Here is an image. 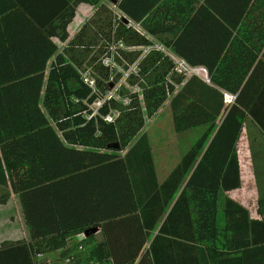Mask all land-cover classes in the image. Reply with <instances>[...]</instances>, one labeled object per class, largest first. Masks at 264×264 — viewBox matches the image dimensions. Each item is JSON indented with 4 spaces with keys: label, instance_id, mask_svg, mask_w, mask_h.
Instances as JSON below:
<instances>
[{
    "label": "trees",
    "instance_id": "1",
    "mask_svg": "<svg viewBox=\"0 0 264 264\" xmlns=\"http://www.w3.org/2000/svg\"><path fill=\"white\" fill-rule=\"evenodd\" d=\"M51 1L47 14L34 15L29 11L32 14L29 15L23 8L25 3H20L23 6L15 14L25 23L22 26L35 28L45 40L56 38L66 43L58 54V46L51 44L42 72L37 73L43 84L44 65L56 54L42 101L47 118L38 107V86L35 98H26L22 104L34 110L25 112L26 121L50 120L56 123L67 143L117 153L126 150L145 127L146 120L152 119L169 101L177 133L200 131L193 146L161 184L154 173H148L141 183L133 182L126 158L83 151L86 167L102 172L113 170L104 182L94 185V199L89 204L92 212L83 214L88 224L83 222L81 227L60 229L51 235H38L29 226L33 238L38 239L35 247V243H4L0 247V264H39L38 255L62 249L68 237L91 228L101 227L109 242L110 236L119 234L128 221L139 223L146 244L154 235L153 240L140 259L111 257L113 264H264V196L257 202L259 218L251 219L250 212L227 195L242 185L237 146L245 121L249 118L264 133V0H239L217 6L207 3V8H199L190 19L184 20L182 33L172 44L161 41L157 30L142 21L158 1L147 0L144 11L138 14L129 8V0H106L190 66L205 68L210 81L205 83L195 76L187 79L174 73V63L153 51L137 64V73L129 76V82L138 86L141 94H124L128 105L106 100L98 115L89 120L83 118V113L92 112L83 103L74 105L70 100L71 97L83 100L90 93L82 82V73L87 68L91 71L102 96L111 85V70L103 64V58L110 56L115 46V61L119 65L126 63L128 69L139 60L141 52L123 51L117 44L138 48L150 42L124 24L114 10L101 4L102 0ZM80 4L97 9L78 34L69 39L68 28ZM204 28L210 36L203 40L200 32ZM115 79L114 84L119 76ZM224 93L236 96L232 105L225 104ZM90 99L93 102L95 98ZM111 111L118 112V117L107 123L104 117ZM31 132V129L16 134L0 131L5 169L14 192L20 195L25 214L28 206L25 191L30 187L25 182V162H10L7 154L10 140L23 143L18 144L23 147ZM111 144H117L118 149H109ZM134 151L130 149L126 156ZM115 192L122 195L123 201L127 199V204L111 205L109 194ZM8 197L9 194L1 196L0 204ZM92 237L87 236L84 245ZM141 244L138 253L142 252ZM72 258L76 260L75 256ZM83 259L96 264L109 260L89 257L87 253Z\"/></svg>",
    "mask_w": 264,
    "mask_h": 264
},
{
    "label": "crops",
    "instance_id": "2",
    "mask_svg": "<svg viewBox=\"0 0 264 264\" xmlns=\"http://www.w3.org/2000/svg\"><path fill=\"white\" fill-rule=\"evenodd\" d=\"M156 1L158 2L154 8L147 12L148 14L142 21H146L153 29L157 30L158 38L161 41L172 44L182 33L184 20L190 19L199 8L203 6L207 8V3L217 6L218 3H234L239 0ZM51 2V0H0V131H11V134L27 129L33 131L30 133L31 138H27L22 145L25 147L24 149L18 145L23 143H13V140H10L11 145L8 148L10 150L7 154L10 162H25V182L31 187L25 191L28 195L26 196V205H28L26 214L20 195L14 192L12 179L5 169L3 144L0 142V197L9 194L7 201L0 204V247L4 243L15 242L35 243V247L38 239L33 238L29 226L32 227V232L38 235H51L60 229L81 227L83 222L88 224V220H83V214L86 212L89 215L92 212L89 204L94 199V185L98 181L104 182V178H109L110 172L113 173V170L102 172L92 169L91 166L90 168L86 167L87 161L83 159V151L116 155L121 159L126 158L129 178L131 177L133 182L139 180L141 183L148 178L149 174L154 173L159 184L167 179L186 153L182 154L184 152L182 151L178 154V140L180 139H177L179 133L175 131V146L172 144V137L171 140L166 139L162 144V159L155 156L156 146H153L152 139L155 137V141L159 143V131L163 130L166 133L169 130L173 134V130H175L174 125L169 127L170 122L163 119L165 105L152 119L146 120L145 127L130 146L117 153L91 150L67 143L56 123L50 120L46 123L40 121L30 123L24 119L25 112H34V110H30L28 105L22 104L26 98H35L38 86L40 88L38 107L47 118L42 101L50 68L55 63L56 54L61 53L62 47L46 61L42 84L37 73L42 72L41 67L50 52L51 44L58 46V40L56 38L45 40L35 28L22 26L25 23L15 14L19 13V7L23 6L20 3H25L24 10L30 11L34 15L47 14L49 12L48 5ZM147 3V0H129V8L140 14L144 11ZM109 5L111 4L109 3ZM86 6L90 8V13L87 14L90 19L94 16L97 7L80 4L76 9L75 18L68 28L69 39L77 35L87 23V15L81 16L80 14ZM30 12L28 14L32 15ZM121 15L128 19L129 26L139 31L148 40L150 39L143 33L145 31L143 28L141 29L140 24L132 22L123 13ZM2 18L5 20L3 21ZM208 31L206 28L201 30L200 34L203 40L209 38ZM62 44L66 45V43ZM165 104L170 105L169 101ZM190 141H192L191 138L185 140V147L193 146L194 142L189 146ZM130 149L135 151L130 156H126ZM149 149L150 153H148ZM83 164H85L84 168ZM108 183L109 180L106 181L107 186ZM108 199L111 201V205L114 203L123 205V202L127 204V199L123 201L122 195L116 192L109 194ZM241 205L249 211L248 207ZM250 216L251 219L259 218L257 210L255 215L250 213ZM122 226L119 234L110 236L109 242H107V236L101 227L98 228L96 234H92L93 237L90 238L88 245H84L86 238L84 232L71 235L67 238L65 247L41 253L40 257H38L39 255L36 257V260L39 264H88L89 262L83 259L85 253L89 254V257H108L109 260L106 264H113L111 257L120 259L139 257L140 259L146 253L154 235L146 244L144 235H140L138 222L128 221ZM99 243H104V245L99 247L97 246ZM109 243H111V248ZM140 244L142 252L138 253ZM176 253L173 251L174 255ZM74 256L76 260L72 258ZM89 264L96 263L90 262Z\"/></svg>",
    "mask_w": 264,
    "mask_h": 264
},
{
    "label": "rangeland",
    "instance_id": "3",
    "mask_svg": "<svg viewBox=\"0 0 264 264\" xmlns=\"http://www.w3.org/2000/svg\"><path fill=\"white\" fill-rule=\"evenodd\" d=\"M101 4L105 5L109 9L116 11L115 15H117L118 17H121V19L124 18L120 14V12L116 10V8H114L112 5H109L108 1L102 0ZM89 10L90 8L86 6L85 10H81V13H80L81 16L85 14L87 15L88 13H90ZM88 15H87L86 22H88V20L90 19V16ZM143 33L146 36H148V38L153 39V41H157L154 37L149 35L146 31ZM157 42H153L152 46H154ZM58 43H59L58 49L62 47V51H61L62 53L66 45L64 46L62 43L60 42ZM159 44L161 43L159 42ZM114 48L116 47L114 46ZM135 51L141 52L144 55L145 49L143 48V49H139ZM125 64L126 63H124L123 65L115 64L113 66V78L110 81V84L113 85V88L111 90H107V92L103 94L102 96L100 95L98 90H94L84 80V79L91 78L92 80L95 81L94 77L91 76V71L88 70L87 68V70L84 71V73H82V82L84 85L88 86L90 93L86 98H83V100H80L74 97H71L70 100H72L74 105L80 106V104L83 103L82 105L83 106L85 105L88 108V110L92 112L91 114H89L88 111H85L83 113L84 119L89 120L90 118L94 116V113L96 114L97 110L99 109L97 103H95L97 101L96 98H100L101 101L102 99L112 98L119 102H123L125 98H123L122 96L126 93L141 94V89L136 85L135 86L131 85V83L129 82V76L135 75L137 73L138 71L137 67L134 65H130L127 69ZM190 75L191 74L189 73L185 77L188 79L190 78ZM115 76H119L118 82L116 84L112 83V81L116 80ZM87 77H90V78H87ZM92 97H94L95 99L93 100V102H90L91 101L90 98ZM163 110H164L163 119L170 122L169 127L171 125L173 127V122L171 118L172 112H171L170 105L168 106V104H165ZM147 120L149 121V119ZM163 122L166 123L165 121ZM198 131L200 130L195 129V130L188 131L186 133L177 134V139H180L178 140L179 141L178 154L179 152H182V151H184L182 153L184 154L190 149V147H185L184 142L185 140L187 139L189 140L191 138L192 141L189 142V146H190L193 142L196 141ZM175 135H176L175 130H173V134H171V131L169 130L166 131V133L162 130V131H159L158 133V136L160 138L159 143L155 141V137L152 139L154 143L153 146H156L155 156L157 158L162 159V156H163L162 144L164 143L166 139L171 140V137H172V144L175 146ZM237 152H238V157L240 160L242 185H241V188L235 191H232L230 193H227V195L233 200L248 207L250 213L252 215H255L256 210H257L258 199L259 197L264 196V133L249 118L245 121L242 134H241V138L238 142Z\"/></svg>",
    "mask_w": 264,
    "mask_h": 264
},
{
    "label": "built area",
    "instance_id": "4",
    "mask_svg": "<svg viewBox=\"0 0 264 264\" xmlns=\"http://www.w3.org/2000/svg\"><path fill=\"white\" fill-rule=\"evenodd\" d=\"M114 7V6H113ZM115 8V7H114ZM121 18V17H119ZM150 44L146 47H126L123 43L119 42L117 44V48L118 49H122L123 51H135V50H139V49H145L144 51V55L141 53V56L139 58V60L133 64L134 66L137 67V64L145 57L147 56L150 52L156 51V52H160L162 54H164L165 56H167L173 63H174V68L173 71L174 73H177L179 75H184L186 76L187 74H191L190 77L195 76L199 79H201L202 81H204L205 83H209L210 79H209V74L208 71L203 68V67H192L190 66L185 60L181 59L180 57H178L175 53H173L172 51H170L169 49H167L165 46H163L162 44H159L158 42L152 46V43L154 42L153 40L149 39ZM159 46V47H157ZM115 56H116V48H112L111 51V55L110 56H106L103 58L102 62L106 67H109L111 70V79L113 78V66L115 64H118L115 61ZM90 78V77H87ZM91 79V78H90ZM90 79H84L85 82L92 87L94 90H97L96 88V84L94 80H90ZM112 98H108V99H101L97 98L96 102L99 109L100 107L104 104V102L106 100H111ZM236 96L230 93H224V102L226 105H232L235 102ZM117 101V100H116ZM124 105H128L129 100L127 98H125L123 100ZM99 109L97 110L96 114L94 113V116L97 115ZM93 116V117H94ZM118 117V112L116 111H111L107 116L104 117V121L107 123H112L114 122V120ZM40 257V255L38 256Z\"/></svg>",
    "mask_w": 264,
    "mask_h": 264
},
{
    "label": "water",
    "instance_id": "5",
    "mask_svg": "<svg viewBox=\"0 0 264 264\" xmlns=\"http://www.w3.org/2000/svg\"><path fill=\"white\" fill-rule=\"evenodd\" d=\"M122 21L126 25L129 24V21L126 20L125 18H122ZM112 88H113L112 84L108 86V90H111ZM118 147L119 146L117 144H111V145L108 146L109 149H118ZM97 232H98V228H91V229L85 231V236L87 237V236H89L91 234H96Z\"/></svg>",
    "mask_w": 264,
    "mask_h": 264
}]
</instances>
